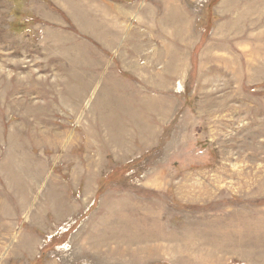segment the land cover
I'll return each instance as SVG.
<instances>
[{"label":"rangeland","instance_id":"rangeland-1","mask_svg":"<svg viewBox=\"0 0 264 264\" xmlns=\"http://www.w3.org/2000/svg\"><path fill=\"white\" fill-rule=\"evenodd\" d=\"M0 264H264V0H0Z\"/></svg>","mask_w":264,"mask_h":264}]
</instances>
